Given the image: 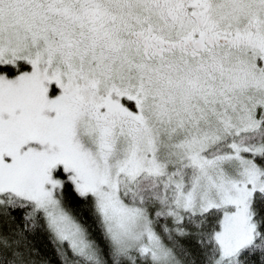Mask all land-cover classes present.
Returning a JSON list of instances; mask_svg holds the SVG:
<instances>
[{
	"label": "snow or ice",
	"instance_id": "6c2138e0",
	"mask_svg": "<svg viewBox=\"0 0 264 264\" xmlns=\"http://www.w3.org/2000/svg\"><path fill=\"white\" fill-rule=\"evenodd\" d=\"M0 264H264V0H0Z\"/></svg>",
	"mask_w": 264,
	"mask_h": 264
},
{
	"label": "rangeland",
	"instance_id": "374dc122",
	"mask_svg": "<svg viewBox=\"0 0 264 264\" xmlns=\"http://www.w3.org/2000/svg\"><path fill=\"white\" fill-rule=\"evenodd\" d=\"M25 70H30V67L29 66H25Z\"/></svg>",
	"mask_w": 264,
	"mask_h": 264
}]
</instances>
